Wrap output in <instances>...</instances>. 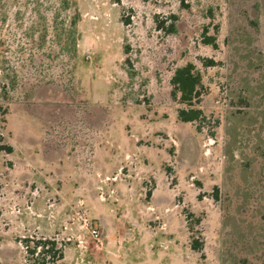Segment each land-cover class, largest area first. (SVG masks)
<instances>
[{
  "label": "rangeland",
  "instance_id": "rangeland-1",
  "mask_svg": "<svg viewBox=\"0 0 264 264\" xmlns=\"http://www.w3.org/2000/svg\"><path fill=\"white\" fill-rule=\"evenodd\" d=\"M3 1L0 264H264V0Z\"/></svg>",
  "mask_w": 264,
  "mask_h": 264
},
{
  "label": "trees",
  "instance_id": "trees-1",
  "mask_svg": "<svg viewBox=\"0 0 264 264\" xmlns=\"http://www.w3.org/2000/svg\"><path fill=\"white\" fill-rule=\"evenodd\" d=\"M61 10H66L72 3L69 0H61ZM5 1L0 0V9L4 8ZM2 12V20L6 19V12ZM78 12L74 15L71 21V28L67 31V40L64 45L61 46L60 52L68 53L70 50H75L76 48V39L73 37L76 34V24L78 20ZM44 18V17H43ZM46 18V17H45ZM44 18V19H45ZM176 18V17H174ZM173 33L176 31L175 23H172L169 27ZM46 32V31H45ZM72 38V39H70ZM43 41V37L40 38ZM212 44V42H210ZM72 45V46H71ZM215 61L210 60L208 66H214ZM132 76V72H129ZM171 84L173 86L172 96L174 100L178 101L179 104L182 105V108L178 111L179 120L184 123H193V122H203L206 120V116L204 114L203 109L201 108V100L203 95V81L202 75L200 71L196 68L193 63H188L184 66L177 67L173 75L171 77ZM6 149L9 152H12V148L9 146L1 147L0 149ZM24 244L26 245L27 251L33 255L38 249L45 248L44 245L49 244L50 247L44 249V252L49 254L50 257H54V261L52 264H62L61 261L63 260V254L60 249H57L56 241L52 240H44L40 241L32 249H30V239L25 238L23 240ZM48 245V246H49ZM193 250H198L199 246L197 243L192 244ZM46 250V251H45ZM50 261V260H49Z\"/></svg>",
  "mask_w": 264,
  "mask_h": 264
},
{
  "label": "built area",
  "instance_id": "built-area-1",
  "mask_svg": "<svg viewBox=\"0 0 264 264\" xmlns=\"http://www.w3.org/2000/svg\"><path fill=\"white\" fill-rule=\"evenodd\" d=\"M92 235L94 238H99L100 237V232L98 230H93Z\"/></svg>",
  "mask_w": 264,
  "mask_h": 264
},
{
  "label": "flooded vegetation",
  "instance_id": "flooded-vegetation-1",
  "mask_svg": "<svg viewBox=\"0 0 264 264\" xmlns=\"http://www.w3.org/2000/svg\"><path fill=\"white\" fill-rule=\"evenodd\" d=\"M203 81V80H202ZM170 83H171V81H170ZM172 85V84H171ZM173 87V86H172ZM172 91H173V88H172ZM172 91H171V95H172ZM173 97V96H172Z\"/></svg>",
  "mask_w": 264,
  "mask_h": 264
}]
</instances>
